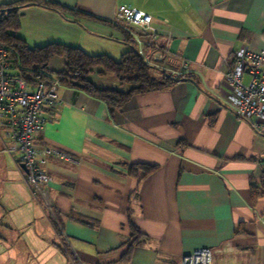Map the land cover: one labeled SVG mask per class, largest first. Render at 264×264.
Masks as SVG:
<instances>
[{"label": "crops", "instance_id": "crops-1", "mask_svg": "<svg viewBox=\"0 0 264 264\" xmlns=\"http://www.w3.org/2000/svg\"><path fill=\"white\" fill-rule=\"evenodd\" d=\"M51 1L78 15L24 6L17 34L29 47L60 43L118 60L128 45L113 19L126 5L151 15L154 57L194 80L114 109L56 86L61 104L34 140L65 156L48 158L41 194L7 151L0 118V231H21L0 234V257L11 263L17 245L55 235L71 248L60 264H181L199 247L212 250V264H264V136L223 100L238 49H264V0ZM132 164L152 169L130 175Z\"/></svg>", "mask_w": 264, "mask_h": 264}, {"label": "built area", "instance_id": "built-area-1", "mask_svg": "<svg viewBox=\"0 0 264 264\" xmlns=\"http://www.w3.org/2000/svg\"><path fill=\"white\" fill-rule=\"evenodd\" d=\"M151 15L126 5L116 10L113 24L132 40L137 53L150 66L163 67L154 57L161 47L156 41L157 28ZM13 52L0 43V118L4 123L7 151L22 169L26 184L33 194H41L51 180L46 163L50 156L65 155L52 146L38 144L34 135L61 104L54 91L63 83L60 76L37 69L29 78L13 65ZM77 73H73L76 76ZM178 75V74H177ZM224 103L253 130L264 136V49L251 51L242 46L235 53L233 64L224 72ZM65 85V84H64ZM212 250L199 247L184 255L181 264H212ZM80 264H84L81 262Z\"/></svg>", "mask_w": 264, "mask_h": 264}, {"label": "trees", "instance_id": "trees-1", "mask_svg": "<svg viewBox=\"0 0 264 264\" xmlns=\"http://www.w3.org/2000/svg\"><path fill=\"white\" fill-rule=\"evenodd\" d=\"M31 4L58 12L64 11L74 17L78 15L71 8L51 0H19L0 4V43L12 50L13 65L24 77L29 78L30 74L34 75L37 69L56 74L60 76L63 84L85 90L105 101L111 109L120 107L133 94L167 88L182 79L194 80L192 74H180L172 77L169 73L160 71L159 76L154 75L152 73L153 67L145 63L137 53L130 37L124 32L122 33H124V41L128 45V50L118 60L106 54H89L80 48L60 43H50L31 48L17 34L20 25V9ZM55 56H63L65 59L64 68L59 72H52L48 68L50 60ZM93 68H99L100 74L112 72L119 82L131 83L132 86L126 91L110 87H98L88 78V73ZM73 73H77V75L73 76ZM140 169L148 173L152 166L132 164L128 168V173L137 176Z\"/></svg>", "mask_w": 264, "mask_h": 264}, {"label": "rangeland", "instance_id": "rangeland-1", "mask_svg": "<svg viewBox=\"0 0 264 264\" xmlns=\"http://www.w3.org/2000/svg\"><path fill=\"white\" fill-rule=\"evenodd\" d=\"M64 63H65V59L63 56H55L50 60V62L48 64V68L51 69V71L58 72V71L63 69ZM152 67H153L152 73L156 76L160 75V71H164L166 73H169L171 76L174 75V77L177 76V74L174 70L172 71L170 68H167L165 66H163V67L152 66ZM178 75H180V74H178ZM88 78H90L91 80L96 82V85H98V86H101L103 84H105L103 86H111L110 84H112V82H115L116 87H113V88H116V89L122 90V91H126L132 86L131 83L119 82L118 79L116 78L115 74L112 72H106L104 74H100L99 68H93V70H91L88 73ZM46 214H47V212H46ZM19 232H21V231L4 230V231H0V234L5 235V236L7 235L8 237H13L12 234H18ZM8 242L13 243V240H8ZM39 244H40V246L35 245L32 247L21 246V245L18 246L17 245V248L19 247L18 248L19 255H18V251H17L16 253L18 256L17 255L15 256V260L11 263H6L5 259L0 257V264H60L58 262L59 259L64 260V258H67L69 260L68 253L71 252V248L67 242L62 241V239L60 240L57 236H55V235L49 236V239H47V242H45V240H41ZM14 250H16V248H14ZM32 254L35 256V260L28 262L27 259H28V257H32ZM51 255H53V256H51ZM56 256H58L59 259L58 258L55 259ZM38 257H39V259H37ZM51 259L53 261H51ZM2 260H4V261H2Z\"/></svg>", "mask_w": 264, "mask_h": 264}, {"label": "water", "instance_id": "water-1", "mask_svg": "<svg viewBox=\"0 0 264 264\" xmlns=\"http://www.w3.org/2000/svg\"><path fill=\"white\" fill-rule=\"evenodd\" d=\"M21 168H22L23 170H25V166H24L23 164H21Z\"/></svg>", "mask_w": 264, "mask_h": 264}]
</instances>
